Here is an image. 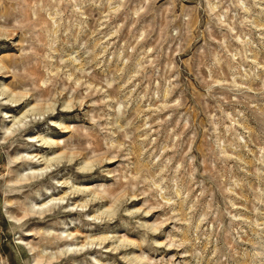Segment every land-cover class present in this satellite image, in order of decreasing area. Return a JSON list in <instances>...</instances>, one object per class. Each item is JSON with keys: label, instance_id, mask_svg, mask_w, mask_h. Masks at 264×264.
Here are the masks:
<instances>
[{"label": "rangeland", "instance_id": "obj_1", "mask_svg": "<svg viewBox=\"0 0 264 264\" xmlns=\"http://www.w3.org/2000/svg\"><path fill=\"white\" fill-rule=\"evenodd\" d=\"M0 34V264H264V0H0Z\"/></svg>", "mask_w": 264, "mask_h": 264}, {"label": "bare ground", "instance_id": "obj_2", "mask_svg": "<svg viewBox=\"0 0 264 264\" xmlns=\"http://www.w3.org/2000/svg\"><path fill=\"white\" fill-rule=\"evenodd\" d=\"M2 36H4V34H0V37H2ZM4 70H7V68L3 65V64H1L0 63V72H2V71H4ZM6 73H9V72H7L6 71ZM10 91L7 87H4V88H2V89H0V96H2L3 95V97L5 96V94H6V91ZM12 92V91H11ZM10 92V93H11ZM14 94V93H13ZM7 95V94H6ZM13 96V95H12ZM7 97H9V95L8 96H6V98ZM26 97V95H22V96H20V97H10V99H8L7 101H9V102H12V103H16L15 104V106H18L19 104H17L18 102H20L23 98H25ZM5 98V99H6ZM14 106V107H15ZM64 108L65 109H67V110H69V109H71L69 106H64ZM27 113V112H26ZM25 113V114H26ZM25 114H23L22 115V117L25 115ZM16 118V117H15ZM14 120V119H13ZM17 120V119H16ZM22 121V120H21ZM15 123H17V122H15ZM20 123V122H19ZM58 122H56L55 124H57ZM21 124V123H20ZM58 126L61 128V129H67V127H62L61 126V123L60 124H58ZM40 142H42L43 144H46V145H49V146H52L53 144L54 145H56V147H58L59 148V144L57 143V142H49V141H47L46 139H44V138H41L40 139ZM61 155V154H60ZM45 158V157H44ZM47 160V159H46ZM69 160H71V158L69 159ZM48 162V161H47ZM84 169V168H83ZM91 169V168H90ZM76 191H72V192H82V190H80V189H75ZM59 199H64V196L63 197H60ZM99 241H100V244H102V243H104L106 240H107V238L106 237H104V238H100V239H98ZM99 244V245H100ZM116 249H117V247H115ZM115 250V249H114Z\"/></svg>", "mask_w": 264, "mask_h": 264}]
</instances>
